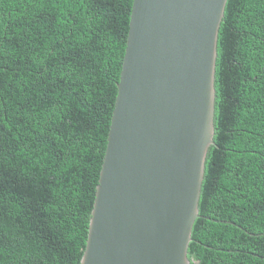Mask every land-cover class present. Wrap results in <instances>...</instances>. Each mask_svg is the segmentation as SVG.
Wrapping results in <instances>:
<instances>
[{
  "label": "trees",
  "instance_id": "1",
  "mask_svg": "<svg viewBox=\"0 0 264 264\" xmlns=\"http://www.w3.org/2000/svg\"><path fill=\"white\" fill-rule=\"evenodd\" d=\"M133 0H0V264H80ZM191 264H264V0H227Z\"/></svg>",
  "mask_w": 264,
  "mask_h": 264
},
{
  "label": "water",
  "instance_id": "2",
  "mask_svg": "<svg viewBox=\"0 0 264 264\" xmlns=\"http://www.w3.org/2000/svg\"><path fill=\"white\" fill-rule=\"evenodd\" d=\"M227 0H133L80 264H191Z\"/></svg>",
  "mask_w": 264,
  "mask_h": 264
}]
</instances>
